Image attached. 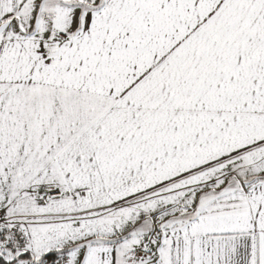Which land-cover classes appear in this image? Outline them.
<instances>
[{
  "label": "snow or ice",
  "instance_id": "1",
  "mask_svg": "<svg viewBox=\"0 0 264 264\" xmlns=\"http://www.w3.org/2000/svg\"><path fill=\"white\" fill-rule=\"evenodd\" d=\"M0 264H264V0H0Z\"/></svg>",
  "mask_w": 264,
  "mask_h": 264
}]
</instances>
